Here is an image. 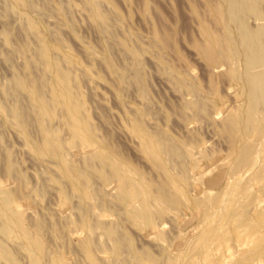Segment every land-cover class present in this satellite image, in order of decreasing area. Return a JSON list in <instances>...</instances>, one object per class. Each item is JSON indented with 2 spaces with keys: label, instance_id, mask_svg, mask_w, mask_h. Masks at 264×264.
I'll return each mask as SVG.
<instances>
[{
  "label": "rangeland",
  "instance_id": "rangeland-1",
  "mask_svg": "<svg viewBox=\"0 0 264 264\" xmlns=\"http://www.w3.org/2000/svg\"><path fill=\"white\" fill-rule=\"evenodd\" d=\"M250 2L258 17L243 14L237 4L239 21H227L228 0H0V264H91L84 222L97 227L89 250L99 264H142L148 254L165 264L169 251L188 247L205 225L198 204L207 193L199 191L204 178L214 176L211 170L220 180L209 196L218 201L227 186L244 184L264 163V130L257 135L247 128L246 138L237 139L228 123L247 100L235 79L243 74V56L229 52L226 31L243 53L239 22L250 30L264 24V0ZM59 76L65 89L56 85ZM73 106L79 122L71 118ZM261 112L253 115L260 124ZM144 141L160 147V162L145 151ZM245 143L254 160L233 176L238 147ZM100 146L135 184L178 201L151 205L162 239L144 233L129 216L127 205L136 200H119L124 182L109 160L94 157ZM178 176L188 200L170 186L169 178ZM262 185L261 192H249L257 200L246 214L263 239ZM4 201L19 214L13 222L2 215ZM163 208L168 211L161 216ZM108 226L113 237L106 235ZM243 230L228 232L231 249L224 247L215 264H264V253H252L256 237L240 247ZM178 237L186 246L172 250Z\"/></svg>",
  "mask_w": 264,
  "mask_h": 264
},
{
  "label": "bare ground",
  "instance_id": "bare-ground-1",
  "mask_svg": "<svg viewBox=\"0 0 264 264\" xmlns=\"http://www.w3.org/2000/svg\"><path fill=\"white\" fill-rule=\"evenodd\" d=\"M93 1L94 0H91V2ZM250 1L251 0H244V1L228 0V9L225 12L228 15L227 21L228 20L239 21L238 16H240L241 14L239 13V15L237 14L235 16L236 13L234 12V11L238 12V10H235L236 6L238 7L237 4H241L240 7L242 11L240 10V12H242L243 14L253 13L255 14V16L258 17L259 15L256 10V6L254 5V3H251ZM16 2L18 4H22L23 0H16ZM218 13L221 16L222 10L218 11ZM99 17H100V13L98 12V10L95 9L94 18L97 19ZM239 26L241 30L240 44H241L243 53L240 54V51L237 49L236 43L233 40L234 38L231 36L228 30L226 31L225 41L227 42L228 48L230 50L229 52H232V54H234L235 56H241V55L243 56L242 57L243 74H240V73L236 74L235 79H237L238 81L242 83L241 91L247 101L243 107H241L239 110L236 111L235 114L238 115V118H235V114L234 116H230V115L228 116L229 118L228 123H229L231 133H233V135L238 134L236 138L242 139V138H246V135L248 133L247 128H252V130L255 131L257 135L261 134L264 130V122L262 121L263 123L261 122L260 124V121L256 118L257 122L255 123L256 119H253L254 118L253 115L256 114V112L260 110L262 111L261 113L263 114L262 119H264V24H261L255 30L248 29L242 21L239 22ZM49 52H50V47L46 43H44L43 48H42V55L47 62H49ZM56 85H58V87H63V89H65L64 76L57 77ZM40 103L42 105V102ZM70 114L74 122H79L78 117H77V106L75 107L73 106L70 109ZM135 130H136V133L141 138L144 139V136H145L144 131L141 128H139V126H136ZM77 131L83 134L86 140L88 141L91 140L90 134L85 132L84 128H82L81 126L77 127ZM49 141L50 139L47 142L45 141L47 146L50 145ZM143 145H144L145 151L148 152L154 159H156V161L160 162V147L152 143L151 141H144ZM161 151L163 150L161 149ZM237 153L239 154V160H237L234 163V167L232 168L231 173L233 176L234 175L237 176L238 172L245 165H249V163L254 160L253 153H255V151L253 152L252 146L248 145V143H245L244 145L242 144L241 146L238 147ZM95 156L103 161L109 160V164H110L109 167L112 170L113 175L117 179H120V180L122 179L121 182L122 181L124 182L123 184L120 183V185L117 188L119 200L124 203H128L132 199L136 200L135 204L127 205V206L129 207L128 214L135 221V223L137 222L136 223L137 227L140 230H142L144 233H149L151 231H154L156 232L155 236L158 237V239L161 238L163 233L162 231L156 230L157 228L154 226L155 215L152 210L153 207H151V205L153 204V202L155 203L157 202L160 205L166 204V206L168 207L169 204L167 205V200H170L176 203H178V201L176 199H171L168 196L167 192L164 193L161 191H158V192L155 191L154 193H151L149 191L148 184L146 183L145 184H141V183L135 184L133 182L132 177L128 176L127 174L125 175L121 173L120 171L121 162L119 163V160L113 158L111 152L106 147L100 146L99 148H97L94 157ZM211 171L213 172L214 176L208 177V178L205 177L204 181H202V183H204V188H202L199 191L201 193L202 192L207 193L206 198L198 204V206H200L204 210L203 220H204L205 225L201 229L199 234L196 235L193 241L190 244H188V247L184 248L183 251H181L180 253H171V254L170 252L172 251H169V255H168V258L165 264H212V263L215 264V261H218L220 256L224 253L222 250L224 249V247L227 249H231L229 247L231 246L232 241L231 242L229 241V239L227 238V235L229 236L228 232L233 229L240 230V231L241 229L242 230L244 229L243 231H245L244 232L245 235H243L245 237L244 238L242 237L243 239L241 238L240 240H238L241 244H243V246L239 245L241 248H244V245H246L248 241H251L252 236H254L253 237L254 239L257 238L256 248H254V251L252 252L255 255L254 257L255 258L259 257L260 255L264 253V238L262 239V238L256 237V235L258 234L257 232L259 228L253 220H250L251 218L248 219V213L246 214L247 212L246 206L249 203H252V202L254 203V201L257 200V197L255 196V194L254 196H249V192L252 190L253 187H257V190H256L258 191L257 193L262 191V187H263L262 181H264V163L259 166L257 173L254 174L244 184L240 182L241 180H239L238 182H234L230 184L229 186H227L226 188L228 189L222 192V195L220 196V198H218L219 199L218 201H216L215 198H210L209 196L212 192L213 185L219 183V180H220L219 179L220 177L218 178L217 176V172L215 170H211ZM204 175H206V173H204ZM220 175L222 174L220 173ZM169 179H170L169 180L170 186L177 193H179V195H181L186 200H188V197L185 191L183 190L182 185L180 184L183 178L179 177V179H176L172 177ZM238 203H240V205L237 206ZM211 208H213L215 211L212 212L213 209ZM167 209L168 208L160 209L158 214L160 213L161 215L164 212V210L166 213L168 211ZM1 210H2V215L7 221L13 222L15 221L14 219H18L19 214L13 210V206L10 201H4ZM254 212H257V211H254ZM198 225H200V223H198ZM198 225H196L195 227H197ZM99 227L100 228L102 227L101 231L104 232L103 226L101 223ZM94 228H97V227L92 223H89V222L82 223V229L85 232H87L84 238V241H83V245H84L87 258L91 262V264H99L98 263L99 261L93 256V254L89 250V247H90L89 245L91 242L90 235L91 233H93V231L96 230ZM106 228L107 227H105V229ZM113 230L114 228L110 229L108 226V228L105 231L107 234L106 233L104 234L112 235V233H114ZM127 238H125V240ZM169 240L171 241V239ZM126 241L127 242L125 243H128V246H130L131 239L129 240L128 238ZM186 243H187L186 241L184 240L182 241L181 238H179L177 242L174 241V245H172L171 249L174 250L177 247L179 248L181 247V245H184V244L186 246ZM117 248H118V245H115V248H114L115 252ZM153 258L154 257H152V255L148 254V255H143L140 258L142 261L140 259L139 260L140 262H142V264H156L154 263L155 258L154 259ZM250 258H252V256L240 255V259H242L243 261L244 260L246 261ZM225 260L226 259L224 258V261ZM226 262L225 263L221 262V264H226ZM34 264H38V261L37 260L34 261Z\"/></svg>",
  "mask_w": 264,
  "mask_h": 264
}]
</instances>
